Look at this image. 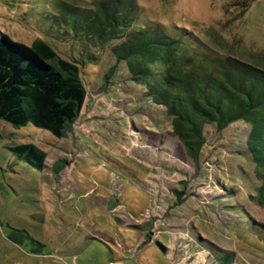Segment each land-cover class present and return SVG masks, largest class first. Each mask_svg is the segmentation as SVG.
Here are the masks:
<instances>
[{
	"label": "rangeland",
	"instance_id": "obj_1",
	"mask_svg": "<svg viewBox=\"0 0 264 264\" xmlns=\"http://www.w3.org/2000/svg\"><path fill=\"white\" fill-rule=\"evenodd\" d=\"M136 3L140 23L185 28L211 55L229 53L264 70V0ZM43 8L45 0H0V32L26 45L40 37L76 55L67 35L52 41L42 33ZM107 49L80 66L86 105L61 138L3 122L19 134L0 135V264H222L216 251L232 254L230 264H264V243L249 225H264V206L249 198L257 181L245 151L248 124L204 125L191 159L164 108L143 96ZM9 141L39 146L44 169L18 161ZM59 160L63 168L53 173Z\"/></svg>",
	"mask_w": 264,
	"mask_h": 264
},
{
	"label": "trees",
	"instance_id": "obj_2",
	"mask_svg": "<svg viewBox=\"0 0 264 264\" xmlns=\"http://www.w3.org/2000/svg\"><path fill=\"white\" fill-rule=\"evenodd\" d=\"M47 6L41 10L47 18L41 32L52 41L67 35L65 39L76 45V55H62L40 37L26 45L0 32V135L19 134L9 131L6 122L16 130L30 125L61 138L79 121L86 105L80 66L95 64L108 48L116 62L124 63L128 79L143 88V96L164 108L172 135L191 159H196L203 143L204 125L221 130L236 120L248 124L245 151L257 181L249 198L264 206L263 69L229 53L211 55L206 44L185 28L175 26L174 33L160 22L140 23L136 0H91L89 7L45 0ZM10 143L5 147L18 161L44 169L46 152L39 146ZM150 149L146 155H153ZM163 153L158 152L160 160ZM62 163L59 160L51 171L58 173ZM181 193L174 190L176 200ZM249 225L264 243V225L251 220ZM216 254L222 264H230L232 254Z\"/></svg>",
	"mask_w": 264,
	"mask_h": 264
}]
</instances>
